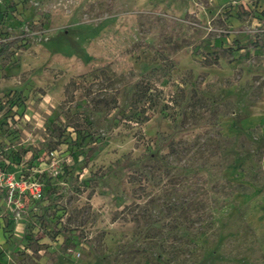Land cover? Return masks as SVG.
Masks as SVG:
<instances>
[{"label": "rangeland", "instance_id": "374dc122", "mask_svg": "<svg viewBox=\"0 0 264 264\" xmlns=\"http://www.w3.org/2000/svg\"><path fill=\"white\" fill-rule=\"evenodd\" d=\"M91 1L64 75L0 14V264H264V0Z\"/></svg>", "mask_w": 264, "mask_h": 264}, {"label": "crops", "instance_id": "0c3cea01", "mask_svg": "<svg viewBox=\"0 0 264 264\" xmlns=\"http://www.w3.org/2000/svg\"><path fill=\"white\" fill-rule=\"evenodd\" d=\"M73 1V10L71 12L65 13L59 11V13L54 12L50 14V21L47 25V29L49 28L51 30L49 32L51 34L50 39L45 43L40 42L38 44L40 45V49L33 58L26 56L25 59L21 60V62L27 63V69L35 70L37 68L34 67L35 65L30 66L32 64L31 60L39 61L42 64V76H46L45 73L48 75L51 74L52 69L49 67L51 63H55L53 66L63 69L64 75L67 71H72L68 68L69 65L77 63L80 67H87L92 60H95L94 57L99 54L98 47L95 45L96 39L100 36L98 34L99 32H96L94 28H88L89 24L87 22H82L81 20L73 22L75 19L73 18L75 11L79 7H83L84 3L90 0ZM146 1L134 0L138 5H143ZM34 2L38 6L31 7L29 0H21V2L20 0H4V2L0 3V14L3 15L6 12L9 14L11 12L16 13L19 10L17 17L30 21L29 18L31 15L28 12L31 9H46L49 0H36ZM195 6L196 3L190 0L188 10H191ZM176 7L178 6L176 5ZM1 35L4 36V34Z\"/></svg>", "mask_w": 264, "mask_h": 264}, {"label": "trees", "instance_id": "16d2710c", "mask_svg": "<svg viewBox=\"0 0 264 264\" xmlns=\"http://www.w3.org/2000/svg\"><path fill=\"white\" fill-rule=\"evenodd\" d=\"M11 42H14V41H11ZM9 43L8 45L10 46L11 44H13V43ZM149 89H151L150 87H142V85L139 83V84H136V92H135V96L136 95H138V96H141L142 95V93L141 92H143V91H145V90H149ZM141 120H143V121H146V120H148V118H144V119H141ZM169 145V147L171 148V145L170 144H168ZM97 150V147L96 146H90L89 148H88V150L83 154L84 155V157H86L87 159H90L91 157H93L94 156V154H95V151Z\"/></svg>", "mask_w": 264, "mask_h": 264}, {"label": "built area", "instance_id": "2783aa9c", "mask_svg": "<svg viewBox=\"0 0 264 264\" xmlns=\"http://www.w3.org/2000/svg\"><path fill=\"white\" fill-rule=\"evenodd\" d=\"M4 2V0H0V3Z\"/></svg>", "mask_w": 264, "mask_h": 264}]
</instances>
